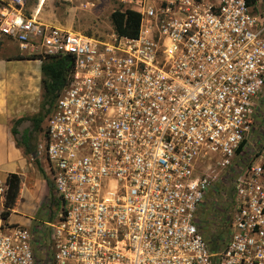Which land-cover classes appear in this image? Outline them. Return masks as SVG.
I'll return each instance as SVG.
<instances>
[{
	"label": "built area",
	"instance_id": "2783aa9c",
	"mask_svg": "<svg viewBox=\"0 0 264 264\" xmlns=\"http://www.w3.org/2000/svg\"><path fill=\"white\" fill-rule=\"evenodd\" d=\"M26 1L0 0V46L72 60L41 146L61 210L38 242L0 226V264H264V1L114 0L134 38L44 24ZM222 175L214 252L197 216Z\"/></svg>",
	"mask_w": 264,
	"mask_h": 264
},
{
	"label": "rangeland",
	"instance_id": "374dc122",
	"mask_svg": "<svg viewBox=\"0 0 264 264\" xmlns=\"http://www.w3.org/2000/svg\"><path fill=\"white\" fill-rule=\"evenodd\" d=\"M120 9L121 7L114 0H27L24 6V11L27 15H32L36 20L44 24H52L67 30L94 36H106L113 30L110 22V14ZM13 48H15V46L13 47L12 45L6 48L9 50L7 53L10 55L7 58L18 56ZM1 50L2 46H0V53L2 52ZM0 56H2V54H0ZM22 56L31 57L28 55ZM42 103L43 94L41 92L37 112L31 116L25 117L27 120H24L17 126L19 134L25 130L31 132L32 123L30 119L32 117L38 114L44 116V111L47 107L43 106ZM262 106L264 109V100ZM44 118L39 129L31 132L30 142L36 147L35 152H40L39 155L33 159L32 155L24 154L28 163L32 164L34 167V174H30L29 181L31 186H28L30 191L23 192L19 201L17 198L15 204L16 208L14 207L16 211L13 213L12 218L15 220L16 217H21L22 220L25 221V224L31 229L32 234L36 238L35 242H38V236H36L38 229H40L41 232L45 229V226L43 228L41 226L44 225L43 223L47 222L45 220L49 211L51 212V217L55 220L61 210L60 204H55L56 199L53 189L48 181V176L45 174L46 165L43 160V151H41V146H43L44 141ZM261 122V133L259 136L264 137V110ZM16 138L19 140V135H17ZM255 139L258 140V137ZM256 142L248 147L247 157L251 155L253 149L257 148L258 142L262 141L259 139V141ZM224 177L225 176L222 175L217 178L216 187L206 195L198 213L197 218L199 226L204 234L219 229V224H222L223 218L226 216L227 221V217L230 215L231 197H229V189L231 188V181ZM21 189L22 181L20 185V190ZM2 202L3 200L0 201V207ZM224 209H227L226 213ZM27 220H30L29 225L27 224Z\"/></svg>",
	"mask_w": 264,
	"mask_h": 264
},
{
	"label": "crops",
	"instance_id": "0c3cea01",
	"mask_svg": "<svg viewBox=\"0 0 264 264\" xmlns=\"http://www.w3.org/2000/svg\"><path fill=\"white\" fill-rule=\"evenodd\" d=\"M10 45L15 46L9 42L2 43L0 53V184L5 185L8 174L19 175L22 178L19 201L23 192L30 191L28 186H31L29 180L30 174H34V167L28 163L23 150L16 146L11 129L17 119L31 116L38 110L42 92L41 63L38 60L15 59L21 56L16 47L13 49L18 56L7 58L10 55L6 48ZM15 211L14 209L7 221L0 218V226L12 223L27 227L21 217L12 219ZM30 220H27L28 225Z\"/></svg>",
	"mask_w": 264,
	"mask_h": 264
},
{
	"label": "trees",
	"instance_id": "16d2710c",
	"mask_svg": "<svg viewBox=\"0 0 264 264\" xmlns=\"http://www.w3.org/2000/svg\"><path fill=\"white\" fill-rule=\"evenodd\" d=\"M110 22L113 31L119 35L128 38H134L138 35L139 30V15L132 11L121 12L119 10L113 11L110 14ZM15 59L25 60H40L41 72V90L43 94V106L47 108L44 111V116L38 114L30 119L32 123L31 132L37 131L43 118L48 113L49 107L52 105L54 99L65 86L72 68V60L65 56L61 58L31 56H18ZM27 118L17 119L12 126L11 134L14 138L16 146L21 148L24 154L33 155L36 147L30 142L31 132L25 130L21 134L17 131V126ZM19 135V140L16 138ZM226 178V177H225ZM21 177L17 174H8L5 180V193L3 202L0 207V218L7 221L12 213L20 191ZM52 191V190H51ZM229 197H231V189H229ZM225 213L227 209H224ZM226 216L223 218L222 224H219V229L216 231L207 232L205 234L206 240L210 245V249L214 252L218 251L226 242ZM225 224V225H224ZM200 227V226H199ZM201 229V227H200Z\"/></svg>",
	"mask_w": 264,
	"mask_h": 264
},
{
	"label": "water",
	"instance_id": "95a60500",
	"mask_svg": "<svg viewBox=\"0 0 264 264\" xmlns=\"http://www.w3.org/2000/svg\"><path fill=\"white\" fill-rule=\"evenodd\" d=\"M37 156H38V152H35V153L32 155L33 159H35Z\"/></svg>",
	"mask_w": 264,
	"mask_h": 264
}]
</instances>
